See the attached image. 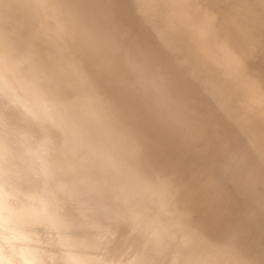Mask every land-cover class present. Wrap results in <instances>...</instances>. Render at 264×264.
I'll return each mask as SVG.
<instances>
[{
	"label": "bare ground",
	"instance_id": "6f19581e",
	"mask_svg": "<svg viewBox=\"0 0 264 264\" xmlns=\"http://www.w3.org/2000/svg\"><path fill=\"white\" fill-rule=\"evenodd\" d=\"M40 143L47 264H264V0H0V153Z\"/></svg>",
	"mask_w": 264,
	"mask_h": 264
},
{
	"label": "clouds",
	"instance_id": "9594fccd",
	"mask_svg": "<svg viewBox=\"0 0 264 264\" xmlns=\"http://www.w3.org/2000/svg\"><path fill=\"white\" fill-rule=\"evenodd\" d=\"M22 148L12 153L5 147L0 153V252L3 264H47L32 230L50 210L48 152L43 143ZM38 185L39 191L31 190Z\"/></svg>",
	"mask_w": 264,
	"mask_h": 264
},
{
	"label": "rangeland",
	"instance_id": "374dc122",
	"mask_svg": "<svg viewBox=\"0 0 264 264\" xmlns=\"http://www.w3.org/2000/svg\"><path fill=\"white\" fill-rule=\"evenodd\" d=\"M230 36H231V39L233 41V44L238 48L241 47V43H240L239 39L237 38V36L232 31H230ZM140 131L142 132L144 130H140V129H139V131L137 130L133 134V136L141 133ZM234 153H236L237 155H242L244 153V148L240 144L235 143L232 154H234ZM158 158H161V157H153L152 158L153 162H152V159H150L148 164L154 163V161L157 160ZM233 165L236 167V169L239 168V170H241V172H244L247 170L244 166H242L238 163L233 164ZM261 189H264V185L262 186ZM235 196H237L236 189L234 187H230L227 191V199L226 200L232 202V200H234ZM239 204H240V206H242L243 209H245V211L247 213H252L251 217L249 218V221L253 220L255 218V216H257L258 214L264 213V211H263L264 199H258L256 201L255 200L250 201L248 196H243V197H241Z\"/></svg>",
	"mask_w": 264,
	"mask_h": 264
},
{
	"label": "water",
	"instance_id": "95a60500",
	"mask_svg": "<svg viewBox=\"0 0 264 264\" xmlns=\"http://www.w3.org/2000/svg\"><path fill=\"white\" fill-rule=\"evenodd\" d=\"M143 133H144V131L141 132L140 134L136 135V137L139 138L140 136H143ZM154 148H155V147H154ZM233 149H234V148H233ZM244 152H245V150H244ZM244 154H245V153H243L242 155H237L236 153H234V156L238 158L237 161H235L236 164L240 162L239 160L244 156ZM158 159H159V158H158ZM158 159H157V161H158ZM243 166H244V165H243ZM212 167H213V168H211V169L216 170V168L218 167V164H213ZM244 167L247 169L246 172H248V169H249L248 166H244ZM231 168H235V167H234V166H231ZM244 172H245V171H244ZM236 193H237V190H236ZM250 222H251V221H250Z\"/></svg>",
	"mask_w": 264,
	"mask_h": 264
}]
</instances>
